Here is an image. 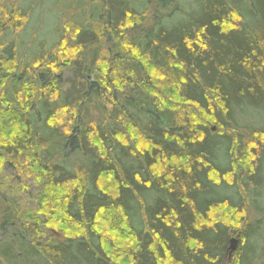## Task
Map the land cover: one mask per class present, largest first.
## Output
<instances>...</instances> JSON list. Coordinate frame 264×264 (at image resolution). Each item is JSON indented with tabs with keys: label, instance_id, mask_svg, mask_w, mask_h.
Segmentation results:
<instances>
[{
	"label": "trees",
	"instance_id": "obj_1",
	"mask_svg": "<svg viewBox=\"0 0 264 264\" xmlns=\"http://www.w3.org/2000/svg\"><path fill=\"white\" fill-rule=\"evenodd\" d=\"M37 4L0 0V172L38 187L0 264H264V0H65L19 51Z\"/></svg>",
	"mask_w": 264,
	"mask_h": 264
},
{
	"label": "rangeland",
	"instance_id": "obj_2",
	"mask_svg": "<svg viewBox=\"0 0 264 264\" xmlns=\"http://www.w3.org/2000/svg\"><path fill=\"white\" fill-rule=\"evenodd\" d=\"M65 0H33V2L39 3L33 7L32 19L27 25L26 29L19 35L17 45L19 51H23L27 43H32L30 49L35 50L41 47H45L48 50L58 42V21L54 19V15L56 10L54 6L57 8L62 7L64 5ZM54 5V6H53ZM53 17V18H51ZM14 37L10 36V33L4 34L0 38V43L3 41H8ZM1 49V48H0ZM70 72H66V76L69 77ZM96 77V73H86L84 75V79L88 82H93ZM69 84V83H67ZM67 84L65 83V88H67ZM264 111V108H263ZM92 115H95L94 113ZM248 118V117H247ZM246 117L243 118L245 122H241L243 125L252 124L256 126L252 118L246 121ZM258 120V119H257ZM261 121H264L261 120ZM264 125V122H259L258 126ZM3 171L0 172V191L7 199L19 201L21 206L25 207H33L35 200L33 201V197L36 193V189L38 188L36 184L32 181V179H26L25 183L28 188L21 185L17 179L12 175V170L8 167H3ZM235 235L232 236V238ZM264 254V253H263ZM262 254V255H263Z\"/></svg>",
	"mask_w": 264,
	"mask_h": 264
},
{
	"label": "water",
	"instance_id": "obj_3",
	"mask_svg": "<svg viewBox=\"0 0 264 264\" xmlns=\"http://www.w3.org/2000/svg\"><path fill=\"white\" fill-rule=\"evenodd\" d=\"M236 246H237V239L235 237L231 238L229 240V246H228V249H227L228 256L230 254H232V252L236 249Z\"/></svg>",
	"mask_w": 264,
	"mask_h": 264
},
{
	"label": "bare ground",
	"instance_id": "obj_4",
	"mask_svg": "<svg viewBox=\"0 0 264 264\" xmlns=\"http://www.w3.org/2000/svg\"><path fill=\"white\" fill-rule=\"evenodd\" d=\"M233 253V252H232Z\"/></svg>",
	"mask_w": 264,
	"mask_h": 264
}]
</instances>
